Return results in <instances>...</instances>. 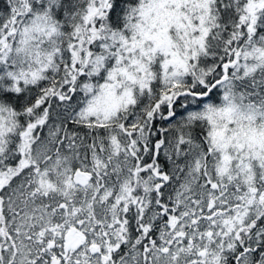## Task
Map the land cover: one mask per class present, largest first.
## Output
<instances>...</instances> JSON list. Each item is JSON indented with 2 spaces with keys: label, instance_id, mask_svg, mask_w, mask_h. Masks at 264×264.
<instances>
[{
  "label": "snow or ice",
  "instance_id": "6c2138e0",
  "mask_svg": "<svg viewBox=\"0 0 264 264\" xmlns=\"http://www.w3.org/2000/svg\"><path fill=\"white\" fill-rule=\"evenodd\" d=\"M0 264H264V0H0Z\"/></svg>",
  "mask_w": 264,
  "mask_h": 264
}]
</instances>
